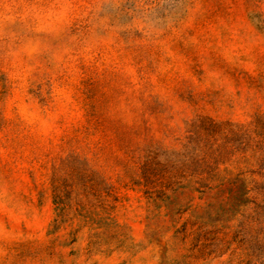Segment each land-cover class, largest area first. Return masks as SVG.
Segmentation results:
<instances>
[{"label":"rangeland","instance_id":"rangeland-1","mask_svg":"<svg viewBox=\"0 0 264 264\" xmlns=\"http://www.w3.org/2000/svg\"><path fill=\"white\" fill-rule=\"evenodd\" d=\"M0 264H264V0H0Z\"/></svg>","mask_w":264,"mask_h":264}]
</instances>
